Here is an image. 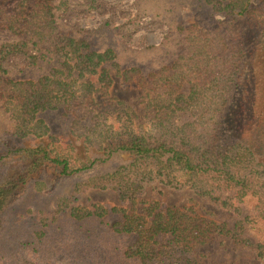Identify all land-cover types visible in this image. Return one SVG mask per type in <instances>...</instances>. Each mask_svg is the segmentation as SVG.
Wrapping results in <instances>:
<instances>
[{
	"label": "trees",
	"instance_id": "trees-1",
	"mask_svg": "<svg viewBox=\"0 0 264 264\" xmlns=\"http://www.w3.org/2000/svg\"><path fill=\"white\" fill-rule=\"evenodd\" d=\"M70 1L0 0L2 27L23 40L0 45V101L17 107L22 119L58 105H63L62 114L87 117L91 106L99 107L95 93L108 95L111 77L107 65L120 69L112 47L93 50L61 27V15L69 13ZM85 1L88 8L95 9L103 2ZM195 1L210 5V18L216 13L228 18L226 29L235 27V37L228 31L227 36L219 33V27L210 30L218 44L199 45L198 53L204 58L198 59L195 82L182 71L177 77L176 62L166 69L169 82L162 84L163 92L169 98L174 95L173 101H149L144 108V117L153 124V135L133 127L123 132L111 130V126L104 130L103 124L96 122L90 129L98 132L104 157L78 166H71L64 156L51 154L54 150L43 142L22 151L31 160L32 171L47 163L65 176L103 164L117 152L125 154L112 187L120 200L136 202L145 181L165 175L167 180L187 184L198 196L241 216L238 228L246 222L251 230V215L264 220V0ZM240 25L243 28L237 31ZM27 45L31 46L29 54L25 53L27 63L43 55L49 63H56L49 75L36 82L22 81L14 71L15 62H10L13 54ZM120 74L126 84L138 76L135 85L151 76L145 77L140 67L133 66ZM77 92V99L92 102L76 100L71 106L69 100ZM171 174H178L179 179H172ZM27 175L8 177L0 183V215ZM93 207L84 215L101 218L121 211L111 229L129 237L124 255L139 259L141 264H200L194 254L198 243L230 235L224 225L196 215L192 207L177 210L150 201L140 215L123 208Z\"/></svg>",
	"mask_w": 264,
	"mask_h": 264
},
{
	"label": "rangeland",
	"instance_id": "rangeland-1",
	"mask_svg": "<svg viewBox=\"0 0 264 264\" xmlns=\"http://www.w3.org/2000/svg\"><path fill=\"white\" fill-rule=\"evenodd\" d=\"M102 1L95 9L88 8L85 0H71L69 13L62 14L60 20L61 27L84 40L91 49H114L120 69L107 65L111 84L108 95L95 93L99 107L91 106L87 117L78 114V119L70 112L62 114L63 105L22 119L17 107L0 101V183L28 173L0 215V264H141L139 259L124 255L129 237L111 229L121 211L101 218L84 214L100 205L140 215L150 201L163 208L192 207L196 215L230 230V235L215 236L195 246L194 254L200 264H264V246L259 247L264 243V220L251 215V230L246 222L238 228L241 216L198 196L187 184L156 175L144 182L143 194L136 202L120 200L112 187L118 177L114 175L117 165L124 163L125 154L117 152L107 162L69 176L59 175L47 163L32 171L31 160L22 149L40 142L54 150L51 154L69 159L71 166L94 157L103 158L98 132L90 129L96 122L103 124L104 130L111 126V130L123 132L133 127L153 135V124L144 117V108L149 101H173L174 95L169 98L163 92L162 84L169 82L170 72L166 69L176 62L177 77L182 71L195 82L197 62L201 61L198 59L204 58L198 53L199 45L218 44L210 30L219 27V33L227 36L228 31L231 38L235 37V27L226 29L228 18L217 13L210 18V5L201 1ZM241 28L240 25L237 31ZM22 41L21 36L0 23V45ZM28 47L31 48L27 45L22 52L14 53L10 62H15L14 71L22 81L36 82L49 75L56 63H49L44 55L27 63ZM183 51L185 56L179 57ZM132 66L140 67L144 76L151 75L150 78L135 85L140 73L132 83H123L120 73ZM172 79L171 76V82ZM205 85L208 88V83ZM78 95L72 94L71 106L76 100L83 104L92 102L77 99Z\"/></svg>",
	"mask_w": 264,
	"mask_h": 264
}]
</instances>
